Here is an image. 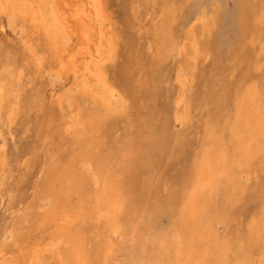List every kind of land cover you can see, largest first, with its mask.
Here are the masks:
<instances>
[{"label":"rangeland","instance_id":"1","mask_svg":"<svg viewBox=\"0 0 264 264\" xmlns=\"http://www.w3.org/2000/svg\"><path fill=\"white\" fill-rule=\"evenodd\" d=\"M0 264H264V0H0Z\"/></svg>","mask_w":264,"mask_h":264}]
</instances>
